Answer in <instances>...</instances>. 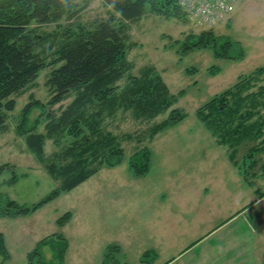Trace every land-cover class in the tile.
<instances>
[{
	"label": "rangeland",
	"instance_id": "374dc122",
	"mask_svg": "<svg viewBox=\"0 0 264 264\" xmlns=\"http://www.w3.org/2000/svg\"><path fill=\"white\" fill-rule=\"evenodd\" d=\"M78 7V17L62 19V26L90 24L109 15L103 0H79ZM58 28L56 24L44 27ZM212 28L238 41L244 55L239 59H219L212 49H198L181 56L173 42L200 32L201 27L158 14H148L132 24L135 45L128 51L134 64L132 73L138 75L145 66L155 65L172 92L184 90L174 107L181 108L186 118L151 141L149 128L169 111L152 120L137 119L131 111H119L108 118L106 128L118 135L125 148L123 162L103 167L34 213L0 216V232L11 254L5 262L0 257V264H30L28 253L43 239L59 235L68 242L65 264H105L110 245L120 247L108 257L112 258L111 264H187L200 247L194 251L191 248L200 242H205V249L214 248L220 244L221 235L230 240L234 230L240 234L246 225L258 233V264H264V197L259 194L264 191V148L255 155L258 164L245 170L249 184L231 163L228 148L217 145L196 115V110L215 94L264 66V0H242ZM49 71L50 68L43 70L28 91L13 96L16 107L8 112L6 130L0 134V165H14L17 181L8 183L12 171L0 172V206H6L7 197L32 205L60 183L36 161L16 131L22 110L32 98L43 103L45 109L33 107L28 125L39 117L45 122L46 111L59 107L48 105L50 94L45 82ZM124 82L125 79L121 81ZM39 131H44V126ZM145 145L152 150L149 172L135 177L128 159ZM56 149L53 141L47 140V156ZM246 149L242 148L238 155L240 162ZM243 166L249 168V162ZM66 212L72 213L71 219L61 226L57 220ZM148 249L156 250L158 256L155 261L142 262L140 256ZM240 249L229 251L220 261L228 262L231 257L227 264H232L233 254ZM43 254L58 264L50 245L43 247ZM208 261L210 257L205 253V264Z\"/></svg>",
	"mask_w": 264,
	"mask_h": 264
},
{
	"label": "trees",
	"instance_id": "16d2710c",
	"mask_svg": "<svg viewBox=\"0 0 264 264\" xmlns=\"http://www.w3.org/2000/svg\"><path fill=\"white\" fill-rule=\"evenodd\" d=\"M78 1L0 0V134L6 130L8 112L16 107L13 96L32 88L40 73L50 68L45 82L50 94L48 105L59 107L46 111L45 122L39 117L28 125L33 107L45 109L43 103L32 98L22 110L16 131L36 161L60 181L58 187L32 205L7 197L6 206H0L1 217L34 213L103 167L121 164L125 148L118 135L105 125L119 111H131L135 118L143 120L169 111L162 121L149 128L150 141L187 116L181 108L174 107L184 90L172 92L155 65H147L140 74H133L134 64L128 58L129 49L135 45L131 26L148 14L189 22L178 0H103L109 8L108 17L97 18L90 24L62 26V19L80 14ZM51 24L59 28L44 29ZM173 45L181 56L198 49H212L219 59H239L244 55L238 41L217 34L213 28L191 32ZM263 81L264 66H260L196 110L198 120L212 133L217 145L228 148L231 163L249 184L245 170L248 172L258 164L255 155L264 148ZM68 99L69 103L63 105ZM41 126L44 131H39ZM47 140L57 147L50 156L46 154ZM242 148L247 149L240 162L238 155ZM151 154L152 150L145 145L130 155L128 165L133 176L149 172ZM247 161L249 168L243 166ZM6 170L13 172L8 183L16 182L14 165H0V172ZM259 194L264 197V191ZM71 216V212H66L57 220L58 224L65 225ZM45 245H50L58 264H65L68 242L63 235L43 239L28 253L30 264H56L45 258ZM116 248V245L108 247L105 264H111L112 258L108 257ZM10 256L5 236L0 232V257L5 262Z\"/></svg>",
	"mask_w": 264,
	"mask_h": 264
},
{
	"label": "crops",
	"instance_id": "0c3cea01",
	"mask_svg": "<svg viewBox=\"0 0 264 264\" xmlns=\"http://www.w3.org/2000/svg\"><path fill=\"white\" fill-rule=\"evenodd\" d=\"M233 235H231L230 240H227L226 237L223 238V236L221 235L219 241L220 244L214 248L206 247L205 249V246H203L205 242L204 241L200 242V244H197L196 246L191 248V250L194 251V249L200 247L199 250H196L197 252L192 251L194 254L189 257V259L187 260V264H205V253H206V257H210V261H208L206 264H220L221 262L220 260L226 257L227 255L226 253H228L229 251L234 252L235 249H239V248L241 249L238 250L235 254H233L234 257L233 261L235 262H232V264H258V258H259L258 251L260 250V247L257 241L259 238L255 236L258 235L257 231L253 230L251 226L246 225L245 228H242L240 234H238L236 230H234ZM118 248L114 250L115 251L120 250V247ZM153 251L155 252L156 250L154 249L145 250L140 256V260L142 262L143 261L146 262L148 260H151V262L155 261L158 256V253L155 252L154 255ZM211 252L213 253L211 254ZM230 258H228V262H221V264L229 263Z\"/></svg>",
	"mask_w": 264,
	"mask_h": 264
},
{
	"label": "built area",
	"instance_id": "2783aa9c",
	"mask_svg": "<svg viewBox=\"0 0 264 264\" xmlns=\"http://www.w3.org/2000/svg\"><path fill=\"white\" fill-rule=\"evenodd\" d=\"M242 0H178L188 21L202 29L214 27Z\"/></svg>",
	"mask_w": 264,
	"mask_h": 264
}]
</instances>
